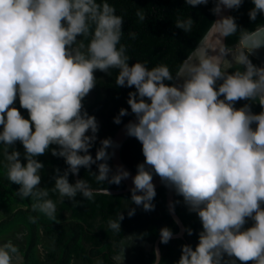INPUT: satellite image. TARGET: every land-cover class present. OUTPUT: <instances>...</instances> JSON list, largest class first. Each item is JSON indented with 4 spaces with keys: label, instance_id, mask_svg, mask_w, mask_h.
<instances>
[{
    "label": "clouds",
    "instance_id": "9594fccd",
    "mask_svg": "<svg viewBox=\"0 0 264 264\" xmlns=\"http://www.w3.org/2000/svg\"><path fill=\"white\" fill-rule=\"evenodd\" d=\"M185 3L195 7L209 0ZM213 3L211 11L219 19L212 28L220 46L211 50L218 49V55L200 48L201 55L183 61L174 76L166 64L151 69L147 62L129 64L127 46L121 43L124 19L107 0H0V145L7 179L19 186L16 195L32 198L33 211L55 220L57 201L49 198L50 191L59 194L58 202L67 198L73 206L80 204L78 194L89 201L96 195L111 196L108 188L93 190L85 179L70 183V174L78 176L85 168L97 183L115 185L129 178L122 166L113 172L108 163L110 138L100 141L95 158L90 154L99 126L83 105L96 86L95 72L111 75L109 70L115 69V84L135 89L127 100L135 121L125 128L142 144L144 156L132 177V203L146 212L155 209V174L183 198L202 224L195 249L182 245L177 264H236V260L264 264V66L250 59L264 47V39H254L246 52L233 54L222 38L238 31L243 37L255 36L259 29L249 33L235 17L222 15L224 9H239L243 0ZM252 3L248 15L255 21L264 14V0ZM136 16L140 22L146 19L141 8ZM193 24L190 16L175 20V27L186 33ZM129 36L135 39L136 33ZM234 64L243 71L229 72ZM173 81L181 83H166ZM17 96L28 119L12 107ZM240 100L258 103L261 111L252 112L250 104L236 108ZM126 115L128 110L121 108L114 123L120 124ZM17 141L23 145L26 164L19 151H9ZM51 145L57 146L51 154L63 158L67 168L62 173L55 169L54 187L49 190L40 187L44 165L37 157ZM92 165L97 171H91ZM135 211L129 208L128 217ZM124 218L121 212L109 219V229L121 232ZM246 218L254 224L244 229ZM186 231L193 234L191 228ZM133 237L125 240L132 245L142 238ZM172 237L170 228L160 229V243L167 244ZM17 252L11 240L0 245V264H13ZM124 252L125 245L117 255L119 264ZM154 255V264H159L158 249ZM95 264L103 261L97 259Z\"/></svg>",
    "mask_w": 264,
    "mask_h": 264
},
{
    "label": "trees",
    "instance_id": "16d2710c",
    "mask_svg": "<svg viewBox=\"0 0 264 264\" xmlns=\"http://www.w3.org/2000/svg\"><path fill=\"white\" fill-rule=\"evenodd\" d=\"M97 2L99 3L101 0H97ZM107 2L113 5L116 14L124 19L121 43L127 46V55L131 58L129 64L137 61L147 62L149 69L158 64H166L174 76L214 18L211 11L214 7L213 0H209L207 5L195 7L187 5L185 0H107ZM253 7L252 0H243L241 7L231 9L229 14L235 17L240 28L246 29L249 33L264 25V14L258 15L255 21L250 20L248 13ZM138 8L143 9L146 14V19L143 22H140L136 16ZM177 16L185 19L190 16L193 19L194 24L190 32L186 33L175 27ZM132 32L136 33L135 39L129 36V33ZM242 37L238 31L235 35L226 37V45L230 49ZM87 43L86 40L85 44ZM241 51L246 52V50ZM250 59L253 64L260 66L257 59L252 56ZM235 70L243 71V67L234 64L229 72ZM109 71L111 75L98 70L95 72L96 86L83 100L85 110L89 115L95 116L99 126L97 139L90 149L93 158H95L96 150L100 147V141L107 138L111 139L115 130L134 115L131 113L127 100L128 93L135 89L118 87L115 84L118 70L110 69ZM219 83L220 81L217 82V84ZM244 104H250L251 111L254 113L261 111L260 105L252 101L240 100L235 107L240 108ZM12 107L17 108L25 119L29 118L27 110L20 107L18 96ZM121 108L127 109L128 115L121 117V123L116 124L114 118L119 114ZM0 131H2V126H0ZM3 147L0 145V209H6L8 205L13 204L18 205V207L0 219V231L15 223H21L27 227V245L23 249V264H40L32 252L36 242L38 225L43 228L44 237L54 243L53 249L47 253L50 260L49 264H68L71 254H75L82 264H95L97 259L102 260L103 264H116L114 255L119 251L120 240L126 235H133V239H136L135 236L142 237L138 239L151 244V248L146 250L136 239L130 256L131 261H134L135 264H147L155 259L153 243L160 234V229L168 227L173 233L178 230L177 224L166 208L165 188L163 186L155 188L156 196L152 201L155 209L148 212L144 211L142 206H136L132 203L130 191L111 194V196L96 195L92 201L86 200L78 194L76 197L80 201L78 206H73V202L67 198L62 203L58 202L59 194L50 191L49 198L57 201L56 219L51 220L44 214L33 211L32 203L34 201L32 198L21 199L16 195L19 186L7 179ZM55 147L57 146L51 145L45 154L37 157L44 165L40 173V187H46L49 190L54 187L55 169L59 168L62 173L67 168L63 158L51 154V149ZM13 149L21 153V163L26 164L23 145L17 141L9 151ZM120 155L123 161L135 171L137 165L144 161L142 144L134 137L129 136L122 143ZM108 163L115 172L110 159ZM91 171H97L96 165H92ZM78 179L87 180L92 188H124L123 182L119 185L108 184L107 182L97 183L95 177L91 176L85 168L80 169ZM69 182L75 183L74 175H69ZM173 193V207L185 226V233L184 238H172L167 244H162L159 241L161 251L159 264H177L181 256V246L187 244L195 249L199 242V232L202 231V224L198 215L188 210L183 198L177 195L174 190ZM67 206H71L73 210L69 218L65 216L64 212ZM129 208L136 210L132 217L127 215ZM121 212L125 218L121 221V232L115 233L109 229L108 221L115 219ZM30 217L34 218L35 222ZM93 220H99L102 223L101 233L92 228L90 223ZM253 224L252 219L246 218L243 228L247 229ZM188 228L192 229V235H188L186 231ZM225 259L235 258L225 257ZM236 264H241V262L236 260Z\"/></svg>",
    "mask_w": 264,
    "mask_h": 264
},
{
    "label": "water",
    "instance_id": "95a60500",
    "mask_svg": "<svg viewBox=\"0 0 264 264\" xmlns=\"http://www.w3.org/2000/svg\"><path fill=\"white\" fill-rule=\"evenodd\" d=\"M230 11H231V9H224L222 15L229 16ZM217 19H219V17L214 15V18H213V21H212L211 25L206 30V32L203 34V36L200 38V40L197 42V44L192 49V51L189 53V55L184 59V61L186 59H188L189 57H191L192 59L198 58L201 55V53L198 51V49H200V48L208 49L209 50V52H208L209 55H218V49L216 51H212L211 50L213 48H218L220 46L219 43H218V37H217L214 29L212 28L213 22L215 20H217ZM258 29H259V31L257 32ZM252 32H257V34L255 36L242 37L235 44V45H238L237 46L238 49L236 51H234L235 53H238L241 50H246L247 51L246 45L250 44L251 41L254 40V39H264V25L259 26L258 28H256ZM222 40H223V43L226 45V37L222 38ZM251 56L254 57L255 59H257L260 62V66H264V47H261L260 49L254 51V53ZM180 69H181V66L178 69V71H180ZM172 83H176L179 86L181 81H173ZM130 121H135V116L134 115L131 116L130 118H128L127 120H125L115 130V132L113 133V135L111 137V140L113 141V147L109 148V152L112 153V156H111L110 160H111V164H112V167H113L114 171H116V169L118 167L122 166L124 169H126L130 173V176H129L128 179L122 180V182L124 183V188H122V189L108 188L109 191L111 192V194L124 193V192L130 191V189L132 187H134L133 182H132V177L135 176L136 171L134 169H132L131 167H129L123 161V159L121 158V155H120L121 145L129 137L127 135V133H126L125 126ZM74 179L76 181L78 179V176H74ZM153 184L155 185V188L160 187V186H163L165 188V204H166V208H167L168 213L170 214L171 218L174 220V222L178 226V230L173 233V237L172 238H184L185 226H184L182 220L180 219V217L175 212L174 207H173V194H174L173 193V189L165 186L161 182L159 176H157V175L153 176ZM92 189L95 190V189H99V188H92ZM159 241H160V234L154 240L153 248H154V250H156V249L159 250V254H160V258H161V251H160V248H159ZM148 246H151V244L149 243ZM154 261H155V259H154ZM154 261L150 262V263H147V264H154Z\"/></svg>",
    "mask_w": 264,
    "mask_h": 264
},
{
    "label": "rangeland",
    "instance_id": "374dc122",
    "mask_svg": "<svg viewBox=\"0 0 264 264\" xmlns=\"http://www.w3.org/2000/svg\"><path fill=\"white\" fill-rule=\"evenodd\" d=\"M237 46L238 45H234L232 48H230L233 54H235L234 51L238 49ZM227 59L230 60L231 56L229 55ZM16 207H18V205L13 204V205H8V208L6 209H0V219L9 215ZM64 212H65V216L69 218L73 212L72 207L67 206ZM90 224L96 232L101 233L102 223H100L99 220H93ZM27 234H28V229L25 225L21 223L10 224L5 229L0 231V245L11 240L12 243L18 248L17 253H21L23 257V249H25L27 245ZM53 247H54L53 241L44 237L43 228L40 225H38L36 232V242L32 251L35 259L38 260L40 264H49L50 260L48 259L47 253L50 252L53 249ZM78 262L79 260L77 259V256L75 254H71L68 264H79ZM117 262L119 264L118 259ZM123 264H127V263L123 262Z\"/></svg>",
    "mask_w": 264,
    "mask_h": 264
},
{
    "label": "flooded vegetation",
    "instance_id": "af4514ba",
    "mask_svg": "<svg viewBox=\"0 0 264 264\" xmlns=\"http://www.w3.org/2000/svg\"><path fill=\"white\" fill-rule=\"evenodd\" d=\"M127 236H129V235H126L125 237H127ZM125 237L120 240L119 251H120L121 247L125 245V252H124L125 259H124V262L127 263V264H135V262L131 261V259H130V256H131V254L133 252V250H132L133 244L131 245V243H132L131 241H126ZM137 242L139 244H141L144 247V249H146V250H149L151 248V246H148L149 243H146V242H144L141 239L140 240L138 239ZM129 245H131V246H129ZM119 251L114 255V259L116 260V264H118L117 255H118ZM78 263L82 264V262L80 260H79Z\"/></svg>",
    "mask_w": 264,
    "mask_h": 264
},
{
    "label": "crops",
    "instance_id": "0c3cea01",
    "mask_svg": "<svg viewBox=\"0 0 264 264\" xmlns=\"http://www.w3.org/2000/svg\"><path fill=\"white\" fill-rule=\"evenodd\" d=\"M22 262H23L22 254L21 253L15 254V258L13 260V264H23Z\"/></svg>",
    "mask_w": 264,
    "mask_h": 264
}]
</instances>
